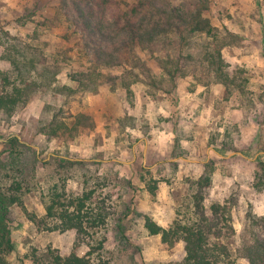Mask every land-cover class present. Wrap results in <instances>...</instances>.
<instances>
[{"label":"rangeland","instance_id":"374dc122","mask_svg":"<svg viewBox=\"0 0 264 264\" xmlns=\"http://www.w3.org/2000/svg\"><path fill=\"white\" fill-rule=\"evenodd\" d=\"M169 2L183 10L206 5L204 16L220 29L226 42L220 50L223 62L214 63L232 77L229 90L214 82L207 71L212 45L204 36L187 38L178 54H174L175 36L172 46L155 55L137 47L139 67L96 66L91 50L82 46L80 32L66 20L60 0H0V72L13 71L4 59L3 41L11 43L16 38L26 43L29 55L39 59L38 65L46 58L56 67L59 84L77 88L72 75L92 67L99 73L92 90H79L64 107V115H73L66 119L75 129L69 138L63 134L47 138L41 132L43 120L51 114L44 107L52 102L40 90L12 114L0 110V186L6 190L14 181L22 186V204L11 205L8 214L14 249L4 256L6 264H34V259L47 261L51 253L65 255L72 250L79 255L92 251L93 262L100 264H174L184 255L183 242L168 248L160 234L148 233L144 215L168 227L189 192L188 179L197 178L206 162L212 165L213 173L205 204L237 196L232 210L236 233L228 240L232 251L237 247L245 212L264 215V180L260 183L256 177L259 165L237 153H264V0ZM167 53L175 61L178 56L180 59L172 65L180 67L175 81L156 59H169ZM197 86L204 87L198 97L209 108L202 120L201 147L192 153L182 148L179 139L187 132L177 131V149L171 156L156 159L149 155L152 140L166 137L161 131L166 132L168 118L162 116V110L168 112L172 106L189 101L184 100L186 95ZM3 91L0 74V94ZM156 107L161 112H156ZM12 135L22 144L17 146L16 163L6 161L10 144L4 141ZM215 149L226 153L218 154ZM61 157L82 162L71 164ZM142 176L158 181L154 193L149 192ZM51 189L61 194L54 197L59 203L92 189L95 200L104 198L110 205L106 223L91 229L93 234L85 235L83 241L76 240L74 229L55 228L60 220L48 214L46 207ZM146 236H151L149 247L145 246ZM99 241L100 249L96 248Z\"/></svg>","mask_w":264,"mask_h":264},{"label":"trees","instance_id":"16d2710c","mask_svg":"<svg viewBox=\"0 0 264 264\" xmlns=\"http://www.w3.org/2000/svg\"><path fill=\"white\" fill-rule=\"evenodd\" d=\"M60 4L66 20L72 22L76 32H80L83 48L91 50L96 66L130 64L132 67H139L137 47L155 55L172 46V37L175 36L178 43L174 54H178L187 38L200 35L211 39L209 55L212 60L207 69L212 74L211 79L223 84L227 90L228 83H234L228 70L221 65L215 66V60L223 62L220 50L226 42L220 29L204 16L206 5H202L203 8L200 5L194 10H183L171 5L169 0H134L131 4L120 0H60ZM3 45L6 48L4 59L9 61L13 71L0 72L4 84V91L0 94V110L10 115L20 105H24L33 92L40 90L52 102L44 107L45 112L51 114L43 120L45 123L41 132L47 138L61 134L71 137V132L75 129L68 126L66 119L73 115H64V107L79 90H92L95 87L98 70L92 67L88 72L72 75L78 82V87L73 88L57 82V69L48 64L46 58L41 59L38 65L39 59L29 55L26 43L15 38L11 43L3 41ZM167 56L169 59H156L169 78L175 81L180 67L172 65L180 59L178 56L175 61L170 53ZM54 102H60L61 105L56 106ZM4 143L10 144V149L6 151V161L16 163L17 146L22 145L19 138L12 135ZM175 149L177 142L174 143L173 151ZM215 151L218 154L226 153L221 149ZM240 152L242 156L258 163L260 172L256 173V177L262 183L264 153L256 151L249 155L244 151ZM1 158L0 156V166L3 165ZM60 160L71 164L82 162L66 157H61ZM166 162L173 165L176 163L172 160ZM204 165L203 172L197 178L188 179L189 192L184 196L182 204L175 209V217L168 227H163L150 216L144 215V226L148 233L160 234L161 241L168 248L174 247L178 241L183 242L184 255L174 264H242L238 259L245 260V264H264V215L258 216L251 210L245 212L238 244L235 251H232L228 240L236 233L232 210L237 204V196L233 194L222 203L212 202L207 206L206 192L212 182L213 167L210 162ZM142 180L146 182L149 192L154 193L158 181H147L143 176ZM21 189L18 181H14L6 190L0 186V264H6L4 256L14 249L7 222L10 206L22 204ZM56 190L51 189L50 200L46 203L47 213L60 220L55 228L62 231L74 229L76 240L83 241L85 235L89 237L93 234L91 229L106 223L110 205L104 198L101 201L95 200L92 189L85 191L82 196L70 198L67 203H59L54 198L61 195ZM96 248H102L100 241ZM91 253L92 251H88L79 255L75 250L65 255L51 253L47 261L34 259V264H100L93 262Z\"/></svg>","mask_w":264,"mask_h":264},{"label":"crops","instance_id":"0c3cea01","mask_svg":"<svg viewBox=\"0 0 264 264\" xmlns=\"http://www.w3.org/2000/svg\"><path fill=\"white\" fill-rule=\"evenodd\" d=\"M194 88L193 91H189L188 95H186L185 99L188 98L189 101H184L182 103H178L167 112L166 110H162V116L167 117V130L166 132L161 131L166 137L164 139H157L154 138L152 140V144L156 143L157 145L153 148L152 145L150 148H148L149 155H152L156 159H161L162 157H169L171 156L173 150H174V140L176 137L177 131H185L187 132V135L184 137H180L179 142H181V147L187 149L190 151V153L194 152L195 148L198 149L203 144L199 138L200 132L204 131V124L202 120L205 116H208L206 113V109H209L206 107L204 103H201L199 101V94L203 91L204 87H201L199 89ZM152 105V103H151ZM215 109L212 108V111ZM156 112H161L159 107H156ZM189 118V119H185ZM171 123V125H169ZM198 135V136H197ZM240 154L241 152H237ZM145 154V151H144ZM192 161L189 162V164ZM151 236H146L145 238L148 239V241H145V246L149 247Z\"/></svg>","mask_w":264,"mask_h":264},{"label":"water","instance_id":"95a60500","mask_svg":"<svg viewBox=\"0 0 264 264\" xmlns=\"http://www.w3.org/2000/svg\"><path fill=\"white\" fill-rule=\"evenodd\" d=\"M233 153H235V152H233Z\"/></svg>","mask_w":264,"mask_h":264}]
</instances>
